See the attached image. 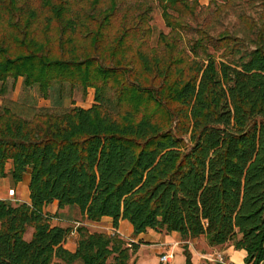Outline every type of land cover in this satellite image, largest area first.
Wrapping results in <instances>:
<instances>
[{
	"label": "trees",
	"instance_id": "16d2710c",
	"mask_svg": "<svg viewBox=\"0 0 264 264\" xmlns=\"http://www.w3.org/2000/svg\"><path fill=\"white\" fill-rule=\"evenodd\" d=\"M155 2L169 33L151 24ZM247 5L258 18L238 12ZM231 11L240 26L220 29ZM19 78L45 99L94 89L95 103L4 100L0 179L30 171L31 203L0 199V264H130L138 253L85 225L66 248L73 228L53 224L54 202L262 263L264 0H0V82ZM185 255L194 264L188 245Z\"/></svg>",
	"mask_w": 264,
	"mask_h": 264
},
{
	"label": "crops",
	"instance_id": "0c3cea01",
	"mask_svg": "<svg viewBox=\"0 0 264 264\" xmlns=\"http://www.w3.org/2000/svg\"><path fill=\"white\" fill-rule=\"evenodd\" d=\"M30 179V171L25 174L23 181L18 184H13L10 178L0 179V199L31 203ZM10 190H15L14 196L9 195ZM52 206L55 208L53 212L65 211L64 209L59 210L58 202H54L45 207V212L50 214ZM83 225L88 226L89 229L92 227L94 230H91V232H106L108 234L118 232L128 242L140 243L138 253L134 256L131 264H185L187 260L185 245L187 244H189L194 264H217L205 259L207 254L215 251L223 252L233 264H246L247 252L245 250H237L231 244L219 247L210 246L204 236L192 240L190 244V242L185 243L182 235L178 232L167 234L148 230L140 235H135L134 228L129 221L121 220L119 228L116 229L113 226V219L110 217H104L100 222H89L85 219ZM77 237L78 233L76 229H73L65 247L74 251L77 246ZM167 252L173 254V259L169 263H164L161 261V256ZM261 264H264V260Z\"/></svg>",
	"mask_w": 264,
	"mask_h": 264
},
{
	"label": "rangeland",
	"instance_id": "374dc122",
	"mask_svg": "<svg viewBox=\"0 0 264 264\" xmlns=\"http://www.w3.org/2000/svg\"><path fill=\"white\" fill-rule=\"evenodd\" d=\"M200 3L206 7L210 4V0H199ZM249 5H247L244 8H241L238 10V12L246 11L249 12V14L255 18H258V13L261 10L259 7H254L249 9ZM215 10V7L212 8L210 11L211 14L206 15L203 14L201 16V21H204L205 18H208L206 16H213V11ZM222 25L220 24L221 28H229L232 30H235L237 27L240 26V19L238 18V14L236 12L231 11L229 14H225L222 17L221 21ZM151 24L154 26L156 34L163 31L165 33L170 32V28H168L165 24V21L162 17V11L160 7L158 6V3H154V11L152 13V22ZM196 25V24H195ZM193 33L189 35V37H192ZM188 40V36L186 37V41ZM10 99L13 101H19V102H26L31 105H35L37 107H48L53 110H64L73 106H79L82 108H90L95 103V90L94 89H88L85 91L81 87L77 88H71L70 86H66L63 89H59L58 87L51 91L50 98H44L39 90L38 87H32V88H25L23 85V78H19L17 81H14L13 79H9V81L6 83L5 86L0 82V111L2 109L4 100ZM8 168H10V165H8ZM55 208L51 207L52 216H54V220L52 221L53 224H60L63 226H70L73 229H76L77 227L83 225L85 217L81 214L80 210L76 207L72 208H65V211H56L53 212ZM80 223V224H78ZM82 223V224H81ZM88 227V226H87ZM89 228V227H88ZM90 230H94L92 227ZM33 229L29 228L28 232L26 233L25 237L26 239H30L32 237ZM190 242L191 241H185ZM189 245V244H187ZM182 246V245H180ZM134 259V256L130 262L132 263Z\"/></svg>",
	"mask_w": 264,
	"mask_h": 264
},
{
	"label": "built area",
	"instance_id": "2783aa9c",
	"mask_svg": "<svg viewBox=\"0 0 264 264\" xmlns=\"http://www.w3.org/2000/svg\"><path fill=\"white\" fill-rule=\"evenodd\" d=\"M10 196L15 195V190L9 191ZM173 259V254L171 252H167L161 256V261L164 263H169ZM205 259L210 262H214L217 264H233L229 258L221 251H215L206 255Z\"/></svg>",
	"mask_w": 264,
	"mask_h": 264
}]
</instances>
